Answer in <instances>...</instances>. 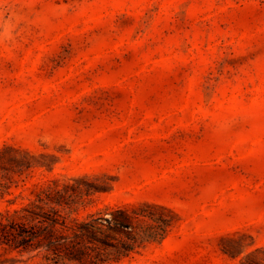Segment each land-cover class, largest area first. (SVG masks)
I'll return each instance as SVG.
<instances>
[{"label":"rangeland","instance_id":"1","mask_svg":"<svg viewBox=\"0 0 264 264\" xmlns=\"http://www.w3.org/2000/svg\"><path fill=\"white\" fill-rule=\"evenodd\" d=\"M0 193L92 231L0 264H264V0H0Z\"/></svg>","mask_w":264,"mask_h":264},{"label":"trees","instance_id":"2","mask_svg":"<svg viewBox=\"0 0 264 264\" xmlns=\"http://www.w3.org/2000/svg\"><path fill=\"white\" fill-rule=\"evenodd\" d=\"M3 196L4 194L0 193V199ZM38 196L43 202L40 207L49 206L45 211L47 214L37 216L36 211L24 207L28 212L17 219L11 213V210H19L17 206L13 209L7 207L0 211V245L7 244L23 251L45 246L49 252L57 249V251H52L56 254L54 257L81 260V257L87 251L81 245L76 244L75 239H72L69 234L91 237L92 231L78 229L80 227L79 222L76 221L71 224L67 216L58 207L50 205L52 201L61 203V200H53L48 194L46 197ZM3 200L12 204L15 198H5ZM117 223L126 225V222L122 219H118Z\"/></svg>","mask_w":264,"mask_h":264}]
</instances>
